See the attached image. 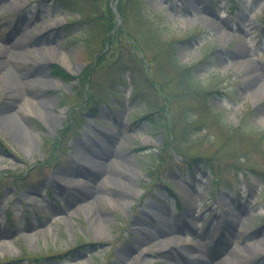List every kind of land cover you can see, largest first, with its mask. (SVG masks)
<instances>
[{
	"label": "rangeland",
	"instance_id": "rangeland-1",
	"mask_svg": "<svg viewBox=\"0 0 264 264\" xmlns=\"http://www.w3.org/2000/svg\"><path fill=\"white\" fill-rule=\"evenodd\" d=\"M14 1L0 0V49L11 50L8 68H0V113H14L29 143L0 127V264H181L169 246L145 252L137 240L140 224L158 228L163 216L182 229L185 255L188 249L207 260L215 252L213 264H264V0L141 1L166 47L174 43L178 59L206 85L202 93L182 87L154 47L112 37L92 58L82 27L71 40L64 30L69 15L50 0ZM118 4L109 0L115 11ZM235 4L239 9L230 10ZM130 22L139 24L133 16ZM52 64L74 78L54 75ZM123 79L138 87L141 100L131 101L133 88L110 96V82L123 91ZM35 96L50 101L52 120L33 104ZM150 111L161 128L132 121ZM210 111H220L230 129L213 122ZM241 125L249 133L234 128ZM107 150L115 177L116 164L128 165L135 185L129 205L118 200L114 177L82 161L102 159L97 151ZM73 183L91 184L107 221L90 220L84 187ZM220 232L224 240L213 246Z\"/></svg>",
	"mask_w": 264,
	"mask_h": 264
},
{
	"label": "trees",
	"instance_id": "trees-1",
	"mask_svg": "<svg viewBox=\"0 0 264 264\" xmlns=\"http://www.w3.org/2000/svg\"><path fill=\"white\" fill-rule=\"evenodd\" d=\"M141 1L142 0H119L118 11L123 19L125 28L115 26L118 23V20L117 23L114 22L116 17L114 10L109 5V0H55V3L72 16V19L68 24L69 28H72L75 24L84 25L82 29L84 33L83 39L85 42V48L90 57L92 56L93 58L94 55H98L99 58V54L103 52L101 47H105L112 42V37L117 40L127 37L135 42V44H139L143 48H146L145 50L154 47L155 57L158 60L160 59V61H162L161 58L163 57L165 59L164 64L167 65L168 61L169 67H171L172 70H175L178 76H181L180 78L183 82L181 84L182 87L186 83L193 88H198L199 90L196 91L197 93H202L207 88L206 85L202 86L200 80L197 79L192 71L178 59L174 43L169 44L171 46L170 48L166 47L163 43L164 33L161 26L155 22V19L146 18L144 16ZM132 3L141 5L140 9H133ZM132 16L134 17L135 22L139 23L136 27L130 22ZM161 65L162 64H160V66ZM53 72L65 79L73 78V75L57 65L54 66ZM158 81L157 85L160 86L164 80L163 78H158ZM138 94L139 89H137L135 95ZM94 96L95 94L90 95L91 98H94ZM145 104L152 105V101L145 100ZM149 113L150 115L153 114L151 111ZM209 115L213 122L220 125L225 124L223 118H221V112L210 111ZM151 117H153L152 119L155 122L156 127L161 128L162 125L160 119H158L156 115H152ZM243 125L234 128H239L241 131L249 133L250 128ZM223 128L227 131L230 129V126L224 125ZM159 158V155L154 156V160Z\"/></svg>",
	"mask_w": 264,
	"mask_h": 264
},
{
	"label": "bare ground",
	"instance_id": "bare-ground-1",
	"mask_svg": "<svg viewBox=\"0 0 264 264\" xmlns=\"http://www.w3.org/2000/svg\"><path fill=\"white\" fill-rule=\"evenodd\" d=\"M20 0H15L13 3H11L12 5H15L19 2ZM197 4H204L205 5V0H198L196 1ZM208 21H210L211 19L207 18ZM212 21V20H211ZM218 25V27L222 30V25L216 24ZM19 42H16L15 44H12V47H14V45H18ZM20 45V44H19ZM11 52L10 49H0V68L1 67H6L7 66V55ZM248 65L249 68L255 67V65H253V62H251L250 60H246L245 61ZM5 69V68H4ZM3 76L5 77H9V71L5 72L3 74ZM14 79H17L14 77ZM14 93H18V92H14ZM34 100H32L33 104L36 105V107L40 108L41 110H43V112H46V117L49 120H52V113L48 111V108L51 106L50 101H47L45 99H38L36 96L35 98H33ZM38 99V100H35ZM14 113H0V127L1 129H3L4 131L9 132L10 134L14 135L17 140L22 141L24 143H29V139L26 138V136H24V129L22 128V126L18 125L15 122V116H13ZM97 146V145H96ZM106 148V147H105ZM109 148V147H107ZM98 155L102 158L96 161H93L87 157H84L82 159L83 163H86L88 165H93V167H97L101 169V172H103V175H110L111 177H114V179L116 181L119 182V191H118V200L121 202V204L123 205H129L130 204V200L128 199V196H130L132 194V191L135 188L134 182L132 181V177H131V173L129 171L128 165H126L125 163H121V164H116V177L113 174V169L109 170V168H111V163L106 162L104 158H107L108 155L111 156V154L113 153V151L111 150H107V152L104 154V151H97ZM108 154V155H107ZM113 164L117 163V161H115V159L112 162ZM120 163V162H119ZM91 167V166H90ZM73 188L75 189H82L84 187V191L82 194H86L84 195V197L82 198L86 203L89 204L88 206V211L90 214V220L92 222H104L107 221V217L102 215L99 211H98V207H97V203L93 204L94 201L97 200V193L95 192L94 189H92L90 186L91 184H84L83 187H76V185L73 183L71 185ZM81 194V195H82ZM163 222L161 226H158V228H149L147 227L145 224H140L138 226L139 230L138 233L140 234V236L138 237V241L140 242V244H145L146 246L144 247V251L148 252V251H154L155 248H162L164 246H169L170 247V251L173 252H177L175 257H178V260L181 264H213V261H209V260H205L202 259L201 257L193 254L191 251H189L188 249H186V253L187 255L183 254L182 252H179L181 249V245L179 244V240H180V236H179V232L178 230L175 229V225H173L171 222L168 221V218L163 216ZM241 219H239L240 221ZM145 221H142V223ZM156 229V230H155ZM185 251V250H184ZM145 263V261H143Z\"/></svg>",
	"mask_w": 264,
	"mask_h": 264
}]
</instances>
